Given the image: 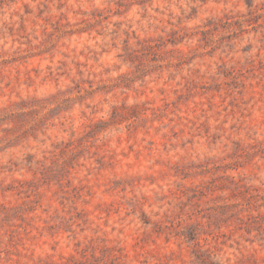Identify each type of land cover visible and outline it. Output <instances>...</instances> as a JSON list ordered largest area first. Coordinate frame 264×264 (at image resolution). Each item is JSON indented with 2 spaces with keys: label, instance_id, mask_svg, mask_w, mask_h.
<instances>
[{
  "label": "rangeland",
  "instance_id": "obj_1",
  "mask_svg": "<svg viewBox=\"0 0 264 264\" xmlns=\"http://www.w3.org/2000/svg\"><path fill=\"white\" fill-rule=\"evenodd\" d=\"M0 264H264V0H0Z\"/></svg>",
  "mask_w": 264,
  "mask_h": 264
}]
</instances>
